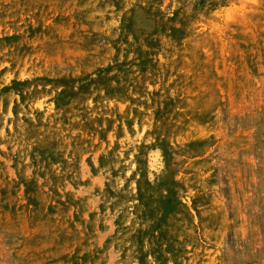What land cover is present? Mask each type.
Returning a JSON list of instances; mask_svg holds the SVG:
<instances>
[{
    "label": "rangeland",
    "instance_id": "rangeland-1",
    "mask_svg": "<svg viewBox=\"0 0 264 264\" xmlns=\"http://www.w3.org/2000/svg\"><path fill=\"white\" fill-rule=\"evenodd\" d=\"M0 264H264V0H0Z\"/></svg>",
    "mask_w": 264,
    "mask_h": 264
}]
</instances>
